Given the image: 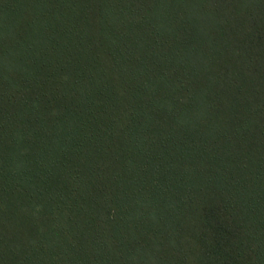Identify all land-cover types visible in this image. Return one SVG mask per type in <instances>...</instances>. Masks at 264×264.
I'll use <instances>...</instances> for the list:
<instances>
[{
	"label": "trees",
	"instance_id": "trees-1",
	"mask_svg": "<svg viewBox=\"0 0 264 264\" xmlns=\"http://www.w3.org/2000/svg\"><path fill=\"white\" fill-rule=\"evenodd\" d=\"M0 264H264V0H0Z\"/></svg>",
	"mask_w": 264,
	"mask_h": 264
}]
</instances>
